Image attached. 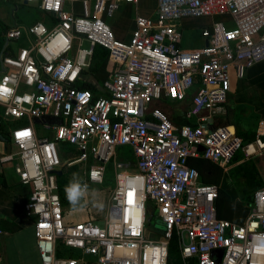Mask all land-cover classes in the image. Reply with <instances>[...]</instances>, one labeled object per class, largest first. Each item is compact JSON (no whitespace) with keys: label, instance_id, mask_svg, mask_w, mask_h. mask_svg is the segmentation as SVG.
<instances>
[{"label":"built area","instance_id":"built-area-1","mask_svg":"<svg viewBox=\"0 0 264 264\" xmlns=\"http://www.w3.org/2000/svg\"><path fill=\"white\" fill-rule=\"evenodd\" d=\"M23 1L39 3L55 24L5 31L0 127L8 120L25 124L12 132L18 151L1 155L0 162L18 160L20 182L32 186L24 212L34 219L42 264H168L174 235L182 264H264V185L248 200L243 223L221 219V187L202 182L188 164L190 157L203 156L228 172L239 152L243 161L264 160V116L251 141L235 128L221 135L228 125L208 124L226 112L232 71L243 79L248 69L264 64V0H158L154 16L136 17L131 41L118 39L106 18L122 1L139 0ZM67 2L83 3V13L68 10ZM214 16L229 17L233 27L216 21L202 30L206 45L184 50L180 21ZM23 38L28 45L11 47ZM96 46L107 49L111 64L106 94L99 97L78 86ZM192 89L186 116L199 118L197 125L176 124L161 110H150L155 99L185 101ZM42 116L61 123L44 122L42 132L34 124ZM68 146L76 157L65 163L61 150ZM124 147L134 163L118 157ZM110 162L116 185L104 227L94 218L66 220L59 171L84 168L86 194L91 184L105 182ZM154 218L162 229L152 228Z\"/></svg>","mask_w":264,"mask_h":264},{"label":"crops","instance_id":"crops-1","mask_svg":"<svg viewBox=\"0 0 264 264\" xmlns=\"http://www.w3.org/2000/svg\"><path fill=\"white\" fill-rule=\"evenodd\" d=\"M66 7L71 12L83 13V4L81 2H67ZM157 7H158V0H139L138 3H135V4L134 3H128L125 1L121 2V7H120V9H122L121 11L128 10V11L135 13V17L132 18L133 29H132V32L129 34V36H126V34H124L123 32L115 29L114 26L116 25L117 22L115 24H113V26H112V24L110 23V19L112 17L107 18V20H108L107 22L110 24L112 30L114 31V33L118 39L123 40V41H131L132 36H133V32L136 29V17L138 15L152 17L155 15ZM20 9L22 12H24L23 15L19 14ZM24 9H25V11L28 12V15H30L32 17L28 16L25 13ZM191 18L192 17L183 18L179 23V27L181 28L182 33H183V43H182L181 47L184 50H197V49L202 48L204 45H206L207 41L203 37L202 30L205 28H211L212 25L216 21H219V20L226 21L227 25L229 27H233V23H232V21H230L229 17H223V16L222 17L221 16L204 17V18L203 17H197L198 19L195 20L194 24L191 23V21H190ZM25 19L27 20V22L23 23V21H25ZM35 23H43L47 27L51 28L55 24V18L50 13L43 10L39 3H27V2H24L23 0H0V33L1 34L3 33V30L5 27L11 28L13 26H31ZM4 35H5V32L3 33L2 36L5 40V45H6V39H5ZM14 42L17 43L18 46H13L11 44V47H13V49H16V50H18L20 47L28 45V40L26 38H23V39L14 41ZM5 45H4V47H5ZM4 49L5 48H3V51H4ZM3 51L0 52V56L2 55ZM95 62H96V60L94 58V53H93V56H92L91 61H90V65L84 69L83 75L78 82V86L82 85L84 83L94 84L97 88L98 93H99V95H98V97H99L101 95L106 94L105 91L103 90V82L105 79L103 81H99L97 74L92 70V68L95 67ZM257 65H259V64H257ZM260 65L264 66V64H260ZM110 68H111V64H110L109 57H108L107 70L110 71ZM1 72H2V68H1V61H0V76H1ZM246 75H247V73H246ZM237 79L239 80V78H237ZM259 83L260 82H258V79L256 80V78L252 76V77H249L247 79V82L245 83L246 84L245 88L240 89L233 82V78H232V88L235 90L234 91L235 93L237 92V94H235L231 91L232 93H230L228 101L225 105L226 112L212 116L209 119L208 124L215 125V126H217V125L218 126H224V125L232 126L235 128L237 134L239 136H241L242 138H244L245 140H246V136H250V135L254 134V138L252 139V140H254L255 136H256L257 124L259 121L258 119H260L262 116H264V114L261 115L260 118L257 117L258 118L257 120H255V118L252 119L250 117L251 115L247 116V113H244L243 110H242V113H244V114H242L241 111H239V110L238 111L233 110L232 102H230V100L235 99L236 104L238 105L237 107H241V106L245 105L246 103L243 102L245 100L241 94L239 95L238 90L239 91L240 90H244V91L248 90L249 91L250 89H253V90H258L259 93H261V90H262L264 93V87H262L261 85L259 86ZM194 90L195 89H192L189 92L187 99L185 101H181V102L172 101L163 95L159 99H155L153 101V103L151 104L150 110H152V109L161 110L163 113H165L167 115V117H169L176 124L197 125L198 123H200L199 118H197V117L188 118L186 116V113H187V111L190 107V104H191V96H192ZM234 113L240 115L243 118V120L239 121L238 119H234L232 117L234 115ZM206 115H207V113L204 112L203 116H206ZM222 117L224 119L220 120V118H222ZM254 121H255V123H253ZM43 123H44L43 120H40V121L35 120L34 124H35L36 129L41 130L43 132L44 131V129L42 128ZM45 123H47V122H45ZM24 124L25 123L23 121H17V120L6 121L5 125L2 128L7 132V134H3L4 136L0 135V156L4 155V154H8V153H14L12 151H14V149H17V148L12 141L13 129L18 125H24ZM38 124H40V129H38V127H37ZM49 132L50 131L45 130V133H49ZM240 133H242V135H240ZM6 137L9 138V140H7ZM248 141H251V140H248ZM67 150H68V152L73 150L75 157H76V150L74 147H71V146L63 147L61 150V154L63 153V151L67 152ZM124 155L126 158L129 156H132V154L129 150ZM238 155L233 160V166L231 169H229L228 172L223 167H221L218 163L208 159V160L212 161L214 164L221 167L222 171H223V175H222L220 183H214V184H217L220 187H225L228 191H230L228 189L224 179L226 178V176L228 174H230L232 172V170L234 168V163L238 162L239 164L240 163L242 164V163H248L251 161V160L243 161L244 156H243L242 152H239ZM200 157H203V156H200ZM132 158H133V156H132ZM194 158H199V157H194ZM69 159H71V158L69 157ZM11 161H14V160H11ZM11 161L0 162V163L6 164V163L11 162ZM260 162H264V160L260 158L259 163ZM18 163H19V161H18ZM16 165H15V167H16ZM258 167H256V168H257V171L259 172V174H260V172L264 174V172L262 171V168H261V164H260V167L259 168ZM61 170H63V171H59V174H58L60 193L62 191L60 182L63 181V183H64L63 188H66V186L69 184V182L73 179V177H71L73 173H78V175L80 177L77 180L82 185V180L85 177V172H84V168L80 167V165L68 167L65 170L62 168ZM200 179L202 182H204L201 178V175H200ZM261 180L263 181V185H264V177L263 176L261 177ZM204 183H206V182H204ZM112 190L110 191V193L112 192ZM31 192H32V186L22 184L20 182L18 175H17V180H14V179H12L11 176H9L7 174V172L5 170H3V172H0V225L4 231V233L0 236V250H1V254H2L1 259H0V264H10L9 263L10 257H8V253H7L8 249H2V246H3L2 241H3L4 236L7 237V241H5V242H7V243L12 242L13 244L19 245L20 247H21V244L23 245V243L27 242L28 243L27 245L29 246V248L32 251H34V252L30 253V255L27 259H24L19 254V259H18L17 264H42L41 258H40V255H39V252L37 249L34 219L32 217H29L24 212V204L28 200ZM230 192L235 193L234 191H230ZM110 193L108 195V203H109ZM86 194H88V193H86ZM237 196H238V194L236 193V198H237ZM16 198L21 199V205L18 204V202L16 201ZM236 198H235V203H236ZM247 203H248V200H242L240 204L236 203V212L240 213L241 217H240V221L239 220H233V221L238 222V223H243L245 221V219L248 215V212H249V207H248ZM63 204H64V208L66 211V205L70 204V202H68L66 204L63 202ZM81 205L82 204L79 201L76 204L77 208L81 207ZM83 207L86 209L85 206H83ZM107 207H108V204H107ZM106 212H107V209H106ZM66 213L68 214L67 211H66ZM88 217H89L88 219H90V218L97 219L99 217V212L94 210L93 208H90V211H88ZM79 222H82V221H79ZM23 238H26V241H23ZM31 254L32 255L36 254L37 258L30 261V257L32 256Z\"/></svg>","mask_w":264,"mask_h":264},{"label":"rangeland","instance_id":"rangeland-1","mask_svg":"<svg viewBox=\"0 0 264 264\" xmlns=\"http://www.w3.org/2000/svg\"><path fill=\"white\" fill-rule=\"evenodd\" d=\"M83 4V3H82ZM147 5V4H146ZM85 9V6L83 5V11ZM122 9L118 10L115 15L110 19V23L115 24L114 26L116 30L123 32L124 34H126V36H129V34L132 32L133 29V21L132 18L135 17V13L128 11V10H124L121 11ZM25 11V9H24ZM24 12L19 11L20 15H23ZM25 13L28 15V12L25 11ZM25 14V15H26ZM32 15V14H31ZM30 16V15H28ZM32 17V16H30ZM204 18V17H203ZM202 18V19H203ZM198 19L197 17H192L190 19L191 23L194 24L195 20ZM107 20V18H106ZM108 21V20H107ZM27 20L25 19V21H23V23H26ZM13 46H18L17 43H15L14 41L11 43ZM86 46H88V43H85ZM1 59V56H0ZM233 72V82L236 84L237 87H239L240 89H244L246 86V82L247 79L249 77H255L256 80L258 79L259 86L261 85L262 87H264V66L262 65H256L250 69H248L247 71V75L244 79H237L234 75V71ZM262 82V83H261ZM263 84V85H262ZM237 89V88H236ZM235 90L232 88V92H234ZM231 92V93H232ZM239 95L241 94L242 97L244 98L246 104L241 106V107H237L238 105L236 104L235 99L230 100V102H232V108L233 110H239L242 113V110L244 111V113H247V116H250L252 119L255 118V120H257L258 118L261 117V115L264 114V93L261 90V93H259L258 90H253L250 89L248 90H238ZM237 94V92L235 93ZM242 113V114H244ZM234 119H238L239 121L243 120V118L234 113V115L232 116ZM258 117V118H257ZM224 118H220V120H223ZM259 120V119H258ZM244 123V122H243ZM255 123V121L253 122ZM38 129H40V124L37 125ZM223 134L221 133V135H225V136H229L234 132V127L230 126L226 129H223ZM14 148V147H13ZM129 150L128 147H124L119 149V158L123 159V160H129L132 161V163H134V159L132 158V156L129 157H125V153H127ZM18 151V149H14V153H16ZM10 152V151H9ZM239 156V155H238ZM61 157L63 158L64 162L67 163L69 162V157L74 159L75 158V154L73 152V150L69 151H63ZM260 158H256L251 160L248 163H238L235 162L234 163V168L232 170V172L230 174H228L226 176V178L224 179L228 189L230 191H234L235 193L238 194L237 198H236V203L240 204L243 199V195L244 193H247L249 195H252L254 193V191L256 190L255 188H250L247 186L246 184V179L244 177V168H250L252 165H254L255 167H260L261 164V168L262 171L264 172V162H260L259 163ZM18 163L17 160L8 162L6 164H2L0 163V172H3V170H5L7 172V174L9 176L12 177V179L17 180V175L15 173V165ZM238 163V164H237ZM258 167V168H259ZM133 170H135V168H132ZM76 174V179H79V175L78 173H73ZM73 174L71 177H73ZM258 178L261 179V177H264V174L260 172H258L257 174ZM116 185V181H115V170L113 167L112 162H110L108 164V171H107V176L105 179V182L103 184H91L89 187V192L88 194H83V196L78 200L82 205L81 207L77 208V206L73 207L72 204H68L66 205V211L68 212V214L66 213V220L68 219L71 222H79V221H84L87 220L88 217V211H90V208H93L94 210L99 212V217L97 219H93L94 223L99 225L100 227H104L105 224V216H106V207L108 204V195L110 193V191L115 187ZM16 201L18 202L19 205H21V199L16 198ZM85 206L86 209L83 207ZM153 226L159 227V228H163V224H160L159 222H157L156 218H154L152 220V228ZM148 231H150V225L147 227ZM7 241V237L4 236L3 238V246L2 249H8L7 253H8V257H10L9 259V263L10 264H17L18 263V259H19V254L24 258L27 259L30 255V253L34 252L32 251L29 246L27 245L28 243H23V245L21 244V247L19 245H15L12 242H5ZM23 241H26V238H23ZM32 255V254H31ZM37 255H32L30 257V261L33 259H36Z\"/></svg>","mask_w":264,"mask_h":264},{"label":"trees","instance_id":"trees-1","mask_svg":"<svg viewBox=\"0 0 264 264\" xmlns=\"http://www.w3.org/2000/svg\"><path fill=\"white\" fill-rule=\"evenodd\" d=\"M8 28L5 27L3 30V33ZM3 33H0V52L3 51L5 40L3 38ZM108 51L102 46H96L94 50V58L96 60L95 67L92 68V70L97 74L99 81H103L104 79H107L109 72L107 70V64H108ZM80 88L89 89L93 92L95 97H98L99 93L97 91V88L92 83H84L82 85H79ZM223 129L220 130V134H223ZM3 134H7V132L0 127V135L4 136ZM242 135V133H240ZM7 138V137H6ZM254 138V134L250 136H246V140H252ZM9 140V138H7ZM189 166L196 168L201 178L206 183H220L223 171L222 168L218 165L214 164L212 161L204 158H194L190 157L188 159ZM244 177L246 179V184L250 188H260L263 185V181L258 178L257 174V168L252 165L250 168H244ZM62 191L61 196L63 202L66 204L69 202L66 196L65 188H63L64 183L63 181L60 182ZM253 195V194H252ZM252 195H249L247 193H244V200H250L252 198ZM236 193L228 191L225 187H221L219 197L216 201V209H217V215L221 219H230V220H239L241 214L236 212V203H235ZM168 264H182L181 261V253L179 249V244L177 237L174 235L170 241L169 246V263Z\"/></svg>","mask_w":264,"mask_h":264},{"label":"clouds","instance_id":"clouds-1","mask_svg":"<svg viewBox=\"0 0 264 264\" xmlns=\"http://www.w3.org/2000/svg\"><path fill=\"white\" fill-rule=\"evenodd\" d=\"M65 192L70 204L75 207L78 200L83 196L82 186L76 179V174H73V179L66 186Z\"/></svg>","mask_w":264,"mask_h":264},{"label":"water","instance_id":"water-1","mask_svg":"<svg viewBox=\"0 0 264 264\" xmlns=\"http://www.w3.org/2000/svg\"><path fill=\"white\" fill-rule=\"evenodd\" d=\"M35 120L36 121L43 120L44 122H47L51 125L56 124V123L57 124L61 123V121L58 118L52 117V116H42L41 118H35Z\"/></svg>","mask_w":264,"mask_h":264},{"label":"snow or ice","instance_id":"snow-or-ice-1","mask_svg":"<svg viewBox=\"0 0 264 264\" xmlns=\"http://www.w3.org/2000/svg\"><path fill=\"white\" fill-rule=\"evenodd\" d=\"M2 91H7V90H2ZM22 135H27V133H24V134H22ZM130 195H131V193H130Z\"/></svg>","mask_w":264,"mask_h":264}]
</instances>
